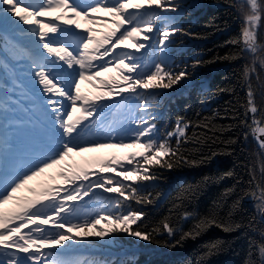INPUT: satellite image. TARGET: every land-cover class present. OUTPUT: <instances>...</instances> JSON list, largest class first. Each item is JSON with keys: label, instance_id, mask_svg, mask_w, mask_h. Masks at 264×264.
<instances>
[{"label": "snow or ice", "instance_id": "1", "mask_svg": "<svg viewBox=\"0 0 264 264\" xmlns=\"http://www.w3.org/2000/svg\"><path fill=\"white\" fill-rule=\"evenodd\" d=\"M177 8L178 5L170 0L167 4L165 0H91V3L84 4L78 0H38L35 6L24 4L23 0H0V24L7 17L19 31L35 37L44 53L56 58L49 60L48 57L40 56L33 60L35 80L47 98L52 125L50 132L41 136L37 146L25 158L20 173L0 191V264H70L69 261L59 258L63 254L62 251L45 253L43 249L63 250L67 247L65 241H74L76 244L90 243L85 239L89 236L100 239L111 237L115 240L116 234H125L153 242L155 236L161 234L159 228L147 230V225L143 223L146 214L131 210L130 204L125 205V202L138 205L153 202L151 193H146L141 184L142 181H154L159 178L157 173L150 169L158 166L171 170L174 165L181 163L193 166L202 163L189 160L180 150L182 144L188 143L186 133L190 123L178 118L174 130L161 136L155 116L148 115L150 102L157 96L156 92L149 90L171 88L173 84L188 76V73L173 72L171 64L163 59L150 67L147 63L142 64L136 55L124 49L132 47L138 53L148 47L145 42L152 39L150 34L156 30V21L160 19L156 10L175 12ZM239 8L243 17L241 32L239 38L232 41L233 44L240 45L239 52L225 56L224 59L235 61L250 54L252 65L259 61L260 66L264 68V44L258 42V30L264 28V0H243ZM101 12L108 13L110 19L97 17L96 14ZM54 13L56 15H52ZM38 17H50L51 22H45ZM165 19L171 21L174 17ZM55 21H61L66 27L62 28L54 23ZM81 21L86 24L110 23L112 29L97 37L94 28L81 29ZM180 31L177 27H171L160 32L157 46L162 56L171 43L170 36ZM49 33L56 35L50 37ZM255 71V67L248 64H245L242 71L243 79L248 82L245 114L252 115V126L249 127L258 141V147L264 150V139H261L264 138V126H261L264 120L256 117L259 109L249 82L250 74ZM109 72H115L116 75L107 80L100 79L102 73ZM93 80L101 86V94L89 99L81 94L80 85L84 81ZM65 101L68 103L65 104ZM106 101H113L114 107L138 101V111L145 115L132 121L135 127L131 130L114 127L104 129L98 117L107 108V103H104ZM77 111L80 115L74 116ZM241 123L247 126V120ZM198 127L212 131L222 130L212 125L211 121L201 122ZM100 130L107 132L110 138L91 139ZM226 130H231V126ZM202 135L204 139H208L206 134ZM125 136L128 138H123ZM173 138L175 147L171 143ZM200 139L197 137L198 141ZM226 143L234 144L236 140ZM137 147L143 149V152L138 154L140 159H137V154H132L126 163L106 160L99 164V172L90 173L86 169H75L69 165L67 170L58 174L66 187L52 186L38 192L32 190L34 198L18 202L14 211H4V206L17 200L15 194L30 181L61 166L73 155L106 148ZM23 165H27L26 170H23ZM2 166L3 147H0V169ZM261 171L264 173V167ZM227 175L231 176L232 173ZM255 188L259 190L258 193L246 191L232 207L236 209L242 200L251 198L255 201L254 206L261 220L264 221V185L256 184ZM95 189L113 193L117 198L90 219L66 223L67 216L79 212L78 204L74 207L69 202H78ZM232 191L234 189L227 190L225 195ZM126 206L129 210L122 211ZM187 215L185 213L186 218ZM102 221L112 227L97 228ZM40 225H49L56 231H49ZM212 225L221 227L225 232H232L241 227L239 223H217L215 217L202 219L192 231L180 234L175 243H165L175 247L186 239L197 238ZM163 229L169 238L176 237V230L167 222L163 224ZM73 232H81L82 237L72 235ZM219 243L209 246L208 255L218 248ZM256 252L258 264H264V234L256 246ZM19 253L25 255L21 256Z\"/></svg>", "mask_w": 264, "mask_h": 264}, {"label": "trees", "instance_id": "2", "mask_svg": "<svg viewBox=\"0 0 264 264\" xmlns=\"http://www.w3.org/2000/svg\"><path fill=\"white\" fill-rule=\"evenodd\" d=\"M240 3V0H194L192 5L185 4L177 27L181 31L171 36L172 70L187 71L188 76L163 89L158 97L169 103L168 132L174 130L178 118L190 123L186 133L188 143L182 144L180 150L189 160L202 163L195 166L181 163L171 170L158 166L150 169L159 178L142 182L153 202L129 203L131 210L146 214L143 223L147 230L159 228L161 234L153 242L125 234H116L115 240L89 236L85 239L90 243L73 241L72 248L92 251L83 254L86 258L107 262L120 257L123 264H258L256 246L264 234V221L254 206L255 201L244 199L236 209L232 207L246 191L258 193L256 184L264 185L261 171L264 150L258 147L249 127L252 115L245 114L248 82L242 77L245 64L255 67L249 82L259 109L256 117L264 120V68L259 61L252 65L250 54L235 61L224 59L239 52L240 45L232 41L241 32ZM258 42L264 44V28L258 30ZM244 120L247 126L241 123ZM208 121L222 130L198 127ZM229 126L231 130H226ZM197 137L201 139L198 141ZM229 140L236 143L227 144ZM171 143L175 147V138ZM230 172L232 175L228 176ZM229 189L234 191L225 195ZM213 217L217 223H239L241 227L225 232L212 225L195 239H186L175 247L166 245L165 242L175 243L180 234L192 231L200 220ZM165 222L176 230L175 238L168 237L163 229ZM101 225L97 228L112 227L105 222ZM76 236L82 237V233ZM216 242H220L218 248L208 255L209 246ZM104 250H110L112 257Z\"/></svg>", "mask_w": 264, "mask_h": 264}, {"label": "rangeland", "instance_id": "3", "mask_svg": "<svg viewBox=\"0 0 264 264\" xmlns=\"http://www.w3.org/2000/svg\"><path fill=\"white\" fill-rule=\"evenodd\" d=\"M240 1H242L243 2V0H240ZM170 2L171 3H174V4H176V5H178V8H177V11H175V12H172V11H167L166 13H165V15H171V16H173V17H178V10H181L182 9V6L183 5H185V4H188V5H192V4H194V0H170ZM165 3L167 4V3H169V0H165ZM175 23V26H177L178 25V21L176 20V21H174ZM0 25H2L3 27H6V28H8L15 36H17V37H20L21 38V36H23L22 35V33H21V31H19L18 29H15V31H13V29L12 28H15L16 27V25H14L13 23H12V21L11 20H9L7 17H5L4 18V21H3V23L2 24H0ZM30 38H33V39H35L36 40V38L35 37H32V36H30V35H28ZM131 49H130V47L127 49V51H130ZM130 52H132V50L130 51ZM163 89H155V90H149V91H154V92H156L157 94L159 93V92H161ZM58 249V251H62V253L63 254H66V253H73V252H76V253H78L79 255H83V254H87V253H90V252H92V251H90V252H88V251H86V250H83V249H81V248H78V249H75V250H68V249H63V250H61V249H59V248H57ZM104 252H107L106 250H104Z\"/></svg>", "mask_w": 264, "mask_h": 264}, {"label": "bare ground", "instance_id": "4", "mask_svg": "<svg viewBox=\"0 0 264 264\" xmlns=\"http://www.w3.org/2000/svg\"><path fill=\"white\" fill-rule=\"evenodd\" d=\"M142 2H143V0H142ZM25 27H27V26H25ZM12 29H13V31H15V29H17V27L12 28ZM21 33L23 35V36H21V43H23L25 46L32 47L35 43V40L33 38H30L26 33H23V32H21ZM88 83H89V81H84L81 83V85L83 87H85Z\"/></svg>", "mask_w": 264, "mask_h": 264}, {"label": "water", "instance_id": "5", "mask_svg": "<svg viewBox=\"0 0 264 264\" xmlns=\"http://www.w3.org/2000/svg\"><path fill=\"white\" fill-rule=\"evenodd\" d=\"M261 139H264V138H261Z\"/></svg>", "mask_w": 264, "mask_h": 264}]
</instances>
